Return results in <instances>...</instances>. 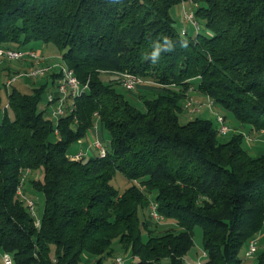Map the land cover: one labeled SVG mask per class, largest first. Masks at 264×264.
<instances>
[{
    "label": "trees",
    "instance_id": "16d2710c",
    "mask_svg": "<svg viewBox=\"0 0 264 264\" xmlns=\"http://www.w3.org/2000/svg\"><path fill=\"white\" fill-rule=\"evenodd\" d=\"M184 1L0 0V46L51 43L87 83L55 122L39 108L45 82L28 91L4 84L0 252L13 264H80L85 253L94 264H114L107 261L114 242L135 264H190L184 256L195 226L203 264L241 263L239 249L264 220V155H251L239 131L222 139L202 110L184 123L179 113L196 90L206 99L196 104L210 99L264 132V0H190L192 35L170 15ZM157 45L172 49L152 63ZM53 67L52 82L59 77ZM125 71L156 88L141 96L144 110L124 93L116 72ZM96 122L110 149L74 158L68 147ZM38 170L42 178L30 180L43 193L36 227L16 190L22 173ZM116 172L130 182L123 191L111 183ZM152 202L174 227H152ZM255 264H264V251Z\"/></svg>",
    "mask_w": 264,
    "mask_h": 264
},
{
    "label": "rangeland",
    "instance_id": "374dc122",
    "mask_svg": "<svg viewBox=\"0 0 264 264\" xmlns=\"http://www.w3.org/2000/svg\"><path fill=\"white\" fill-rule=\"evenodd\" d=\"M195 10V5L192 1L186 0L183 3H178L173 5L170 8V15L175 21V25L179 31H181L183 28L186 29L188 35H192L195 30L196 23L195 20L191 22L189 19L186 18L185 13H193ZM198 25H199V31L202 32V21L198 19ZM39 46V47H38ZM43 46V50H42ZM32 48L36 49L39 53L42 50V54L48 55L50 57V60L55 62V64H65L58 49L51 43L44 44V43H37L32 44ZM34 62V61H33ZM31 61L24 60V59H18V60H9V59H0V94H1V112H0V120L3 117V110L5 107H7V92L5 90L4 84L7 82L9 78H12L16 76V80L13 83L14 86L17 88L28 91L29 87L32 85H37L39 82L46 83V88L42 92L41 95V101L39 103V108H47L48 102H47V93L48 90L56 84L57 77L55 78L54 82H52L51 79V71H47L45 74L41 76H25L24 72L29 71L32 69L33 66H39V64H30ZM47 65L46 63L41 64ZM57 68V67H56ZM58 70V68H57ZM11 88V87H10ZM118 90L120 89L117 86ZM135 90V89H134ZM133 90V91H134ZM133 91L128 92L124 91L126 97L130 99L132 104L136 106V108L140 110H144V106L142 103V100L139 98H134L131 96L133 94ZM131 94V95H130ZM193 101L196 103V99L192 97ZM206 99H204V102ZM184 105V102H182ZM203 116L211 119L212 123L214 125H218V122L216 120V115L220 114L225 117V123L230 127V130L227 134H224L221 136L222 139H227L230 134L234 131H239L243 134V146L248 150V152L251 155L258 156V155H264V132L261 131H255L251 130L249 128L248 124L240 125V122L234 118V116L230 113V111L223 109L219 106H213L212 108H207L205 105L201 108ZM199 113H190L189 110L184 108L179 113V121L181 123L186 122L189 118L197 115ZM8 115L11 117L12 114L10 111H8ZM44 115L46 117H50L51 115L49 112H45ZM52 118V117H51ZM50 118V119H51ZM52 120L55 122V120L52 118ZM96 123H94L95 125ZM100 128V126H98ZM92 129V128H91ZM103 131V144L106 147V149H110V136L107 131ZM95 136L93 133L88 131V133L78 140L73 141L70 146L68 147L69 153H75L78 151H82L84 154L83 156H87V152L85 150L88 145H92L94 141ZM96 152V151H95ZM26 180L23 185L24 188V194L26 197L31 198L34 201V210H35V217H41L43 212V193L39 190L34 189L31 184L30 180L35 179H41L42 178V172L41 170H38L36 172H25ZM111 183L114 186L115 189L118 191H123L130 182L123 176L120 172H116L114 176L111 179ZM157 221L155 224H152V227L154 229H157L159 231H164L166 229L174 227V221L171 219H161V220H154ZM256 241V251L253 252L250 255H246L247 249H248V243H244L242 247L239 249L237 257L240 258L242 261L240 264H255L256 258L259 256V254L264 251V220H262L261 225L255 232L253 236ZM113 254L111 258H108V262L113 263L114 258L116 256H121L125 264H135L134 259L131 257L130 253L128 251H124L121 248H119L118 243H113ZM203 253V244H202V229L200 226L194 227V233H193V244L188 249L184 256V260L187 263L190 264H196V262L199 260L201 264L205 261V256H202ZM96 258L85 253L82 256L80 264H94ZM0 264L1 262V256H0ZM167 264V262H166Z\"/></svg>",
    "mask_w": 264,
    "mask_h": 264
},
{
    "label": "built area",
    "instance_id": "2783aa9c",
    "mask_svg": "<svg viewBox=\"0 0 264 264\" xmlns=\"http://www.w3.org/2000/svg\"><path fill=\"white\" fill-rule=\"evenodd\" d=\"M185 14L187 19H189L191 22L194 21L192 13ZM194 23L196 22H193V24ZM181 32L185 33L186 30L183 28ZM0 59H24L39 63L44 59V56H42L38 51H36V49L33 48H10L0 46ZM53 66H56L58 68L57 71L59 73V77L54 87V91L56 93H54V91H48L47 93V109H49L51 117L54 120H57L59 117L65 115L71 110L73 98L81 94V92L87 88V83L81 84L78 78L74 75L72 69L68 68L65 64L59 63ZM51 69L52 65L33 66L32 69L27 72H24V75L29 77L41 76L47 71H50ZM116 74L119 77L121 85L128 92L133 91L139 84L144 83V80L141 77L131 72H116ZM15 80L16 76L9 78L5 85L9 86ZM205 104L208 108L213 107L212 101L210 99H207V102ZM183 106L185 109L187 108L190 113L195 114L201 112L202 105L198 103L196 104L193 101L192 97L188 96L185 98ZM216 120L218 122V125L216 126L217 131L220 134L228 133L230 127L225 123L224 117L220 114H217ZM55 132H57V130H55ZM86 152H89L90 155L97 154L98 156H104L106 153V149L103 144V140L100 138H95L92 145L88 147V150ZM83 154L84 153L82 151H79L74 156V158H80L83 156ZM25 172L21 174L20 183L17 187L16 193L20 197V199L24 201L28 212L33 217V225L38 227L40 225V218L35 217L34 201L31 198L26 197L23 192V185L26 179ZM150 214L154 220L163 219L162 215L157 212L156 204L153 202L150 205ZM256 241L257 240L255 238H252L248 241V249L246 255H250L256 251ZM0 256L2 264H13L12 257L8 252H0ZM202 256H205L204 251L202 253ZM114 264H125V261L121 256H116L114 258ZM196 264H201V262L198 260Z\"/></svg>",
    "mask_w": 264,
    "mask_h": 264
},
{
    "label": "crops",
    "instance_id": "0c3cea01",
    "mask_svg": "<svg viewBox=\"0 0 264 264\" xmlns=\"http://www.w3.org/2000/svg\"><path fill=\"white\" fill-rule=\"evenodd\" d=\"M42 50H43V46H42ZM42 50L40 51L41 52L40 54L42 56H44V59L42 61H40L39 63L31 61L30 64H39V65H41L43 63H46L47 65H52V66L55 65V62L51 61L50 57L48 55L42 54ZM28 61H30V60H28ZM53 68H54V70H56L55 67H53ZM57 79H58V77H57ZM154 90H156L155 86H153L151 84H147V83H141L135 88V90L133 91V94L132 95L130 94V95L133 96L134 98L141 99V96L150 95V93L152 91H154ZM189 95L194 97L197 102L204 101V99H205V96L200 94L196 90L189 91ZM98 126H100V128ZM90 132L93 133L95 138L103 139V131H102L101 124L99 122H96V124L92 127V129H90ZM88 147H90V144L88 145ZM88 147L85 148L86 151L88 150ZM75 153H77V152H75ZM87 155H89V152H87Z\"/></svg>",
    "mask_w": 264,
    "mask_h": 264
},
{
    "label": "clouds",
    "instance_id": "9594fccd",
    "mask_svg": "<svg viewBox=\"0 0 264 264\" xmlns=\"http://www.w3.org/2000/svg\"><path fill=\"white\" fill-rule=\"evenodd\" d=\"M165 40H167V38ZM167 41H169V40H167ZM169 43H170V41H169ZM171 49H172L171 46H169V47H164L162 45L155 46L153 48V51L150 54V59H151L152 63H156L158 61L161 51H170Z\"/></svg>",
    "mask_w": 264,
    "mask_h": 264
}]
</instances>
